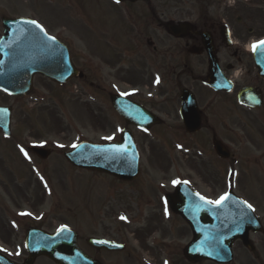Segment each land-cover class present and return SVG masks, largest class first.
I'll return each instance as SVG.
<instances>
[{
  "label": "rangeland",
  "instance_id": "374dc122",
  "mask_svg": "<svg viewBox=\"0 0 264 264\" xmlns=\"http://www.w3.org/2000/svg\"><path fill=\"white\" fill-rule=\"evenodd\" d=\"M165 1L166 4L164 0H148V3L156 12L176 8L174 0ZM2 4L6 17L34 18L50 36L65 44L74 66L84 77L74 78L63 88L36 77L31 98L22 101L6 98L7 106L13 108V117L11 139L5 142V151L0 148V247L9 244H18L19 247V238H24L29 227L53 232L68 225L80 231L82 237H87L95 236L103 224L120 234L133 218L141 221L144 229L149 225L151 228L152 210L139 209L135 205L136 195L125 189L120 190L124 197L113 206L115 214L112 219L105 221L102 218V222L101 217L97 219L103 192L119 184L111 177L72 168L63 157V153L83 141L101 144L120 138L126 126L114 113L110 95H123L139 102L162 121L160 129L147 133L130 128L141 156L144 185H157L164 180L160 184H165L168 190L177 185L174 181L194 187L195 182L199 183L198 177L207 176V170L215 169L212 165L211 168L207 166L214 159L212 142H199L195 136L186 137L178 126L181 122L178 111L168 102L177 93L175 72L178 69L169 65L172 63L170 59L165 61L156 56V61L148 53L142 38L150 37L157 47L158 37H154L153 29L144 35L138 32L139 22L136 21L143 20L149 13L148 9L141 11V5H134L132 25L122 13L124 9L108 0H0ZM181 8L191 9V6L187 3ZM169 40L166 37L165 41ZM215 114L216 133L222 140L231 138L233 142L228 144L237 158L242 151L250 157L264 151V135L261 138L262 129L257 124L263 118L239 112L237 120L232 118L223 122V117ZM205 132L203 129L202 135ZM28 137L34 142L25 140ZM107 137L113 139L108 140ZM30 143L44 147L51 155L44 161L28 154L26 157L24 149ZM257 160L244 165L247 191L244 193L239 185L236 195L240 198L247 196L259 204L256 211L264 227V162L262 166L261 158ZM234 168L238 170V166ZM198 190L202 193L200 187ZM223 190L216 193L213 201L224 195ZM84 196L95 197L96 218L88 213L94 209V202L85 207ZM126 211L128 215L121 219ZM168 223L181 228L179 233L183 238L177 239L179 233L174 231L176 238L170 237L166 243L172 250L184 249L191 239L188 228L178 226L181 222L177 218H171ZM166 234H169L168 225ZM252 238L256 252L251 253L236 242L231 264H264V235ZM129 241H133L130 231ZM149 245L153 246H149L151 250L159 251L153 240ZM135 247H138L137 243ZM160 256L164 258L162 253Z\"/></svg>",
  "mask_w": 264,
  "mask_h": 264
},
{
  "label": "flooded vegetation",
  "instance_id": "af4514ba",
  "mask_svg": "<svg viewBox=\"0 0 264 264\" xmlns=\"http://www.w3.org/2000/svg\"><path fill=\"white\" fill-rule=\"evenodd\" d=\"M173 3L176 4L175 9H162L156 12L150 3L144 2L143 9L140 10L144 11L146 8L149 13L143 19V24L139 29L141 34L153 29L154 37H158L157 47L153 45L150 37L143 38L147 45L152 47L149 48V51L153 53L154 57L158 56L165 61L170 59L172 63L169 65L178 69L175 72L177 93L170 97L171 100L169 99L168 102L172 103L177 111L178 108H181L183 99L190 96L187 94L184 96L183 92L191 93L201 117V130L194 134V136L199 135L200 139L195 138L203 142L208 140L213 145L216 142L220 143L222 145L220 149L225 154L222 156L221 152L218 153L213 149L214 159L207 166L211 168L210 165H212L215 169L207 170V176L198 177L199 183L195 182L192 189L211 201L221 189H224V194L236 193L240 185L245 193L247 191V175L243 167L253 160L257 162L259 158H261L263 166L264 151L251 157L242 151L237 158L228 144L233 142L231 138L224 137L222 140L219 133H216L214 118L216 117L215 113H218L223 117V122L232 118L237 120L236 114L239 112L255 117L258 114H263L262 117H264V77L260 75V70L254 60L255 52L252 50L253 44L264 39V0H174ZM187 3L190 4L191 9H182V5ZM164 4H166L165 0ZM127 5L126 14L133 17V10L129 6L135 4ZM1 8H5L3 4L0 5V39L5 33L3 24L5 13ZM150 13L151 17H149ZM166 37L171 40L165 41ZM259 54L264 56V50H261ZM5 100L6 93L0 90V107H6ZM181 123L178 122L179 125ZM257 124L258 128L262 129V138L264 121L258 120ZM203 129L206 132L202 135ZM262 139L264 140V138ZM0 148L5 151V144L2 140H0ZM236 166H238V170L234 168ZM262 170L264 172V169ZM143 177V173H141L134 182L121 184L122 187L119 184L108 188L104 192V196L100 197L97 219L101 217V222L102 218L105 221L112 219V215L115 214L113 206L124 197L123 194H120V190L125 189L136 195L135 205L139 209L152 210L154 218L151 219V228L149 225L144 229V226H141V221L130 218L132 221L126 224L119 234L103 224L95 236L84 237L80 243L81 250L95 264H190L183 261L182 247L172 250L170 244L166 243L168 238L175 237L181 229L168 223L171 218H177L181 222L178 226L183 227L184 224L180 216L172 213L168 202V200H182V195L179 193L177 195L178 186H172L171 190H168L169 187L160 184L164 183V180L157 185H144ZM116 183L122 182L116 181ZM180 183L182 182L178 184ZM198 187L201 188L202 193ZM245 198L252 204L253 202L257 203L253 199L251 201L249 198ZM84 200L85 207H87L90 206V203L93 204L95 197L84 196ZM95 208L96 202H94V209L88 213L96 218ZM139 214L142 215L143 212L140 210ZM127 215V211L122 214L124 218ZM141 218L143 217L141 216ZM167 225L169 234H166ZM129 231L133 238L132 242L129 241ZM174 231L177 233L174 234ZM180 235L182 236L180 233L176 236L177 239L183 238ZM90 237L102 242L122 245L123 248L107 246L106 243L93 248L88 244ZM152 240L154 247L157 246L159 251L155 248H153L154 250L150 249L149 241ZM160 242H162L161 246ZM136 243L137 248L135 247ZM2 247L0 253L15 264H24L28 258L25 250L18 249L17 244ZM160 253L164 258H161ZM41 261L43 260L38 259L33 264L45 262ZM196 264H207V262Z\"/></svg>",
  "mask_w": 264,
  "mask_h": 264
},
{
  "label": "water",
  "instance_id": "95a60500",
  "mask_svg": "<svg viewBox=\"0 0 264 264\" xmlns=\"http://www.w3.org/2000/svg\"><path fill=\"white\" fill-rule=\"evenodd\" d=\"M130 1L135 2L136 0ZM9 38L8 35L7 39ZM51 42L53 43L52 46L57 48V63L53 65V70L51 64L39 62L38 66H35L27 63L30 69L34 68V71L29 70L28 78L39 73L55 82L64 83L76 76L77 72L71 64L66 48L58 43ZM37 54L39 57H43L44 52L38 49ZM4 55L6 57L7 53L5 52ZM256 59L259 60L258 55H256ZM34 63H37V61H34ZM258 65L263 67L261 63ZM11 74L13 75L8 79L12 80L0 82V86L6 89L7 92L18 96L29 93L31 80L28 81L26 77L19 78L17 69L16 71L7 70V76ZM112 103L127 123L145 128L158 123L156 117L151 113L127 99L113 97ZM181 115L189 132L199 129L200 117L192 101L183 105ZM0 127H3L6 131L9 130L6 121L0 122ZM115 147L123 148L125 151L116 153L113 151ZM34 152L43 159H46L49 155V152L45 150L34 149ZM65 157L75 166L107 173L125 181H132L139 174V157L133 136L129 133L124 136L122 144H108L105 146L82 144L73 152L65 154ZM187 201H184L186 205L182 208L178 205L174 206L172 203V208L174 212L183 215L194 233L195 240L186 250V256L189 260L195 262L201 259H209L219 264L229 263L233 257L232 244L238 239L242 241L245 247L254 250L249 240V232L256 233L261 230V226L251 209L240 200L238 201L230 196L222 204L209 207L207 204V206L202 207L194 200ZM28 234L30 259L27 264H31L38 256H47L57 264H84L88 260L86 256L78 251L76 236L72 235L68 238L66 231L48 235L38 230H32Z\"/></svg>",
  "mask_w": 264,
  "mask_h": 264
},
{
  "label": "snow or ice",
  "instance_id": "6c2138e0",
  "mask_svg": "<svg viewBox=\"0 0 264 264\" xmlns=\"http://www.w3.org/2000/svg\"><path fill=\"white\" fill-rule=\"evenodd\" d=\"M117 3L120 2V0H116ZM24 24H29V25H34L36 28L40 29L41 32H43L45 34V36H47V33L45 32L44 28L38 24L36 21H23ZM48 39H54L52 37H48ZM258 49L260 50H264V40L262 41H259L258 43L256 44H253L252 45V50L253 52H256ZM106 139L108 140H111L113 139L112 137H107ZM73 147H77V145H73ZM21 151H23V149H21ZM114 152L116 153H123L125 151V149L123 148H120V147H115L113 149ZM25 156L27 157V153H25ZM174 184L175 183H179L178 181H174L173 182ZM228 197H227V194L225 196H222L220 197L219 200H216V201H211V200H207L206 203L208 204H215V205H220L223 203L224 200H226ZM201 199H204V197H201ZM249 208H251V205H247ZM28 213H21V215H27ZM121 219H125L124 217H121ZM65 229L61 228L60 231H64ZM106 243V242H105Z\"/></svg>",
  "mask_w": 264,
  "mask_h": 264
}]
</instances>
